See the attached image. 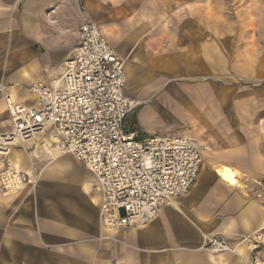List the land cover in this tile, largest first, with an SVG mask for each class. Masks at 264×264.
<instances>
[{"label":"crops","instance_id":"crops-1","mask_svg":"<svg viewBox=\"0 0 264 264\" xmlns=\"http://www.w3.org/2000/svg\"><path fill=\"white\" fill-rule=\"evenodd\" d=\"M80 5L141 103L126 130L189 136L203 166L151 223L109 229L95 176L44 152L63 137L49 128L0 166L38 179L0 196V264H263L264 0H0V134L11 129L7 98L32 107L35 87L61 78L80 42ZM204 236H224L235 252L201 249Z\"/></svg>","mask_w":264,"mask_h":264},{"label":"built area","instance_id":"built-area-1","mask_svg":"<svg viewBox=\"0 0 264 264\" xmlns=\"http://www.w3.org/2000/svg\"><path fill=\"white\" fill-rule=\"evenodd\" d=\"M79 10L80 42L61 78L52 87L36 88L32 107L6 99L11 129L0 134V158L15 146L28 150L39 135L55 128L63 137L50 148L59 156H73L97 180L102 224L109 229L146 226L189 193L203 166L202 153L186 135L139 140L126 130L127 118L141 103L125 94V62L84 16V5ZM37 183L16 167H0V196ZM201 249L235 252L224 236H204ZM256 264L262 263L256 259Z\"/></svg>","mask_w":264,"mask_h":264},{"label":"bare ground","instance_id":"bare-ground-1","mask_svg":"<svg viewBox=\"0 0 264 264\" xmlns=\"http://www.w3.org/2000/svg\"><path fill=\"white\" fill-rule=\"evenodd\" d=\"M37 88V87H35ZM46 145V153L51 154L55 157V159L60 158L61 156L58 155L55 149H51V144H45ZM40 152V151H39ZM2 154V153H0ZM11 154V153H10ZM220 173V177L222 178L223 182L228 183L230 185H237V173L235 171H230L224 167L217 169Z\"/></svg>","mask_w":264,"mask_h":264},{"label":"rangeland","instance_id":"rangeland-1","mask_svg":"<svg viewBox=\"0 0 264 264\" xmlns=\"http://www.w3.org/2000/svg\"><path fill=\"white\" fill-rule=\"evenodd\" d=\"M164 135H166V134H163V136H164ZM21 149H22V148H21ZM23 150H24V149H23ZM4 159H6V158H0V166H2Z\"/></svg>","mask_w":264,"mask_h":264}]
</instances>
